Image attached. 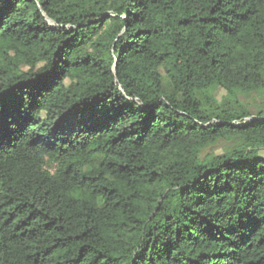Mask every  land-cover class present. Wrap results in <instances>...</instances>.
<instances>
[{
  "label": "trees",
  "instance_id": "obj_1",
  "mask_svg": "<svg viewBox=\"0 0 264 264\" xmlns=\"http://www.w3.org/2000/svg\"><path fill=\"white\" fill-rule=\"evenodd\" d=\"M0 264H264V0H0Z\"/></svg>",
  "mask_w": 264,
  "mask_h": 264
},
{
  "label": "rangeland",
  "instance_id": "obj_2",
  "mask_svg": "<svg viewBox=\"0 0 264 264\" xmlns=\"http://www.w3.org/2000/svg\"><path fill=\"white\" fill-rule=\"evenodd\" d=\"M223 94H224L223 92H220V93H219V97H222ZM190 144H191V141L186 145V150H188L189 148H190V149L192 148V145H190ZM193 149H194V148H193ZM215 151H216L217 153H221V152H222V150H221L220 147L216 148ZM211 152H212V150H208V153H211Z\"/></svg>",
  "mask_w": 264,
  "mask_h": 264
},
{
  "label": "built area",
  "instance_id": "obj_3",
  "mask_svg": "<svg viewBox=\"0 0 264 264\" xmlns=\"http://www.w3.org/2000/svg\"><path fill=\"white\" fill-rule=\"evenodd\" d=\"M247 122H251V119L247 120Z\"/></svg>",
  "mask_w": 264,
  "mask_h": 264
}]
</instances>
